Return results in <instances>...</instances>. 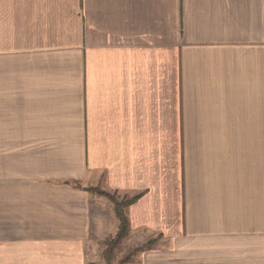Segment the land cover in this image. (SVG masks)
<instances>
[{
  "label": "crops",
  "instance_id": "0c3cea01",
  "mask_svg": "<svg viewBox=\"0 0 264 264\" xmlns=\"http://www.w3.org/2000/svg\"><path fill=\"white\" fill-rule=\"evenodd\" d=\"M92 187L141 264H264V0H0V264H90Z\"/></svg>",
  "mask_w": 264,
  "mask_h": 264
},
{
  "label": "rangeland",
  "instance_id": "374dc122",
  "mask_svg": "<svg viewBox=\"0 0 264 264\" xmlns=\"http://www.w3.org/2000/svg\"><path fill=\"white\" fill-rule=\"evenodd\" d=\"M90 190L94 194L100 196H102L101 193L108 194L121 205V211L125 217L128 206L127 203L137 198L126 194H118L116 192H106L101 190L99 187H92ZM102 197L108 199L112 203L108 197ZM112 205L116 213V205H114V203H112ZM119 233L120 226L115 235L107 237L103 240L95 241L88 258L90 264H141L142 254L157 248L162 240V236L150 235L148 237L142 232H132L130 231V227L127 235H125L121 240H116Z\"/></svg>",
  "mask_w": 264,
  "mask_h": 264
},
{
  "label": "trees",
  "instance_id": "16d2710c",
  "mask_svg": "<svg viewBox=\"0 0 264 264\" xmlns=\"http://www.w3.org/2000/svg\"><path fill=\"white\" fill-rule=\"evenodd\" d=\"M102 196L108 197L112 203H114V205H116V215L118 217V219L120 220V233L118 234V238H116V240H121L125 235H127L128 229H129V222L127 217H125V215L123 214V212L121 211V205L118 204L113 198H111L108 194L106 193H101ZM138 198L132 200L131 202L127 203L128 206L134 204L135 202H137ZM127 206V207H128Z\"/></svg>",
  "mask_w": 264,
  "mask_h": 264
}]
</instances>
